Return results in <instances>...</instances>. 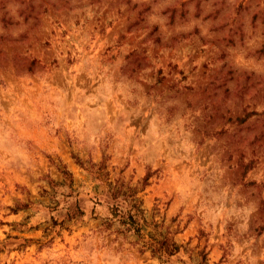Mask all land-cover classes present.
I'll return each instance as SVG.
<instances>
[{
  "label": "rangeland",
  "instance_id": "obj_1",
  "mask_svg": "<svg viewBox=\"0 0 264 264\" xmlns=\"http://www.w3.org/2000/svg\"><path fill=\"white\" fill-rule=\"evenodd\" d=\"M0 264H264V0H0Z\"/></svg>",
  "mask_w": 264,
  "mask_h": 264
},
{
  "label": "trees",
  "instance_id": "obj_2",
  "mask_svg": "<svg viewBox=\"0 0 264 264\" xmlns=\"http://www.w3.org/2000/svg\"><path fill=\"white\" fill-rule=\"evenodd\" d=\"M61 173L67 174L63 170ZM148 177L149 174L144 179L147 180ZM105 185L111 201H105L108 214L102 218L100 225L110 228L116 224L114 230L117 233L135 236L134 243L140 244V251L148 250L152 256L169 257L179 251L181 245L174 240L169 229L153 219V214L151 219L147 218L146 209L142 207V201L136 195L137 188L118 180L106 181ZM124 203L126 205H123ZM67 210V220L82 213L77 205L74 208L68 206Z\"/></svg>",
  "mask_w": 264,
  "mask_h": 264
}]
</instances>
